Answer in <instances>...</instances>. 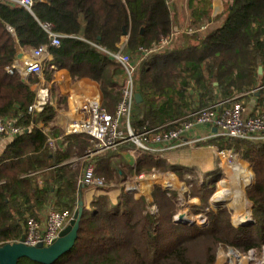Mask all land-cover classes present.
<instances>
[{
  "label": "trees",
  "instance_id": "trees-1",
  "mask_svg": "<svg viewBox=\"0 0 264 264\" xmlns=\"http://www.w3.org/2000/svg\"><path fill=\"white\" fill-rule=\"evenodd\" d=\"M199 2L202 6L194 9L195 15L208 21L211 1ZM42 23H50L60 34L58 46L51 44ZM171 30L172 13L165 0H35L31 9L13 0H0V118H14L22 127V133L9 137L0 156V246L18 240L28 216L37 217L36 208L49 200L56 209L74 213L88 190L79 183L84 158L94 149L91 136L83 133L65 134L63 142L57 139L54 145L47 142L49 135L64 132L51 126L59 108L49 99L41 111H29L37 98L31 85L41 80L34 74L28 82L23 80L14 67L18 49L30 53L32 48L47 45L51 57L44 68V86L54 82L56 71L63 68L73 81L91 78L99 84L101 104L114 113L124 83L117 79L122 66L110 54L120 49L121 37L128 32L123 52L132 54L141 46L150 49ZM260 65L264 67V0H231L224 19L197 38L196 44L167 45L138 64L131 126L146 131L218 99L241 100L244 92L258 86ZM259 84L264 86V71ZM189 87L198 92L196 107ZM57 102L66 104L67 95L61 94ZM263 105L264 93L255 113L264 112L259 111ZM200 144L230 150L251 164L255 181L247 191L254 204L252 222H232L230 211L219 200L209 202V224L177 221L178 195L159 183L151 186L150 201L133 189H123L116 198L104 190L92 197L89 206L84 201L72 251L51 264H215L220 244L241 251L260 250L264 246V140L209 138ZM138 152L143 157L126 164L131 174L164 162L154 159L156 152ZM114 155L108 151L93 157L95 174L106 183L125 179L114 174L110 162ZM221 176L219 170L209 172L192 196L206 203ZM17 264L43 263L22 257Z\"/></svg>",
  "mask_w": 264,
  "mask_h": 264
},
{
  "label": "built area",
  "instance_id": "built-area-1",
  "mask_svg": "<svg viewBox=\"0 0 264 264\" xmlns=\"http://www.w3.org/2000/svg\"><path fill=\"white\" fill-rule=\"evenodd\" d=\"M13 1L31 9L35 0ZM165 2L171 8L174 0H165ZM42 26L48 33L51 44L58 46L60 44V35L52 30L50 23H42ZM178 31L177 28L172 29L168 35L162 37L150 49L141 46L135 53L130 54L123 52V48H120L117 52L110 54L114 60L121 64L124 77L122 97L117 103L114 113L102 106L99 100H93L84 106L79 118L68 124L65 131V134H87L91 136L94 142V149L90 150L84 158L85 167L79 177L81 185L105 187V180L95 174L93 157L102 151L117 149L121 144L127 142L134 144L131 152L139 150L153 151L160 156L180 147H198L201 145L200 142L209 138L264 140V112L246 113L245 100H236V97L218 99L210 105L196 108V110L188 113L183 118H177L146 131H135L132 128L131 110L137 91L134 77L136 68L150 52L169 45ZM30 56L29 62L25 64L16 62L14 67L18 69L25 82H28L30 75L33 74L43 81L46 61L51 57L48 46L41 45L32 48ZM34 84L38 91L36 100L29 106L30 112L41 111L49 101L48 90L44 86V82H36ZM178 122L179 124H177ZM173 124H176V126L172 127ZM196 126L206 127L209 131L203 136L192 135L191 132ZM19 133H22V127L14 118H0V136L10 137ZM57 139L62 141L63 136L59 138L48 137V142L54 145ZM212 147L218 149L217 146L213 145ZM249 167L251 168L250 165ZM253 179L254 173L252 171L251 181ZM182 187L184 186L182 185ZM135 188H129L128 186L129 190ZM183 189H187V187ZM72 217L73 213L69 210L60 211L53 205L49 207L44 218L28 216L23 232L24 243L49 246L59 237L60 232ZM206 221L207 218L204 217L200 222ZM253 254V250L248 252V264H264V256L260 262L258 260L256 262ZM251 261L254 262L251 263Z\"/></svg>",
  "mask_w": 264,
  "mask_h": 264
},
{
  "label": "rangeland",
  "instance_id": "rangeland-1",
  "mask_svg": "<svg viewBox=\"0 0 264 264\" xmlns=\"http://www.w3.org/2000/svg\"><path fill=\"white\" fill-rule=\"evenodd\" d=\"M230 4H231V0H224L222 4L220 11L223 13L224 17L227 15V7ZM210 8L212 7L210 6L209 9ZM215 25L209 24L208 27H205L203 29V31L207 32L210 29V27H213ZM22 53L23 54L19 59H21L23 62L25 61L29 62L31 57L29 51L28 52L25 51ZM260 68H261V72L257 79L258 86L255 87L254 89H250L244 92L246 98L256 99V101H258V98L261 97L262 94L264 93V86H259L261 76L264 71L263 65H260ZM44 72L43 74H45ZM46 85H48L45 87L48 90L49 99L54 100L55 101L54 103H56L57 99L59 100L60 95L63 94L59 90V85L52 82L50 83L46 82ZM56 104L57 107L59 108V111H65L67 109V104H65V102L64 103L62 102L61 105L59 103ZM259 111H264V105L261 107V109H259ZM48 130L50 131V129H46V131ZM93 146H94V142H93ZM212 146L213 145L211 144H206V145L204 144L194 148L180 147L176 150L167 152L160 156H154L155 158L154 157L153 158L156 160H163L164 161L163 164H160L157 167H152L138 174L136 173L131 174L127 171L126 168V164L136 163L138 157H143V154L138 151L131 152L133 145L129 143H123L117 149H108L106 151H102L100 152V154L108 151L109 152L111 151L115 154L114 157H110L111 158L110 162L112 166H114L113 168L116 169V170L113 169L112 170L114 171V174L118 173L116 175H121L122 177H125V179H123V181L121 180L109 181V183L105 184L104 188L98 186H87L88 190L85 192L84 196L88 194L87 197L88 196L93 197L98 194H102L104 190H110L109 194L111 198H115L114 196H117V194L121 192L123 189L127 190L129 186V188L138 187L133 189L136 191L135 194L144 195L146 199L150 201L152 199L150 194V188L155 183H159L166 187L170 186V188L177 193L179 203L175 217L177 216L182 223H185L186 221H188V219L191 220L194 219V221H196V223L199 224L200 221L205 217L207 218L206 223L209 224L210 215H208V211L212 208V206L209 205V202L210 204L212 202V198H213L212 195L215 194V192L218 189L219 190L217 192L223 191L224 186L222 185V182L227 186V184L229 183L226 182L231 181L234 190L243 191L244 193L242 194L243 199H239V197H237V199L239 200H237L238 202L236 203L233 202V200L235 199L233 198V196H231L232 198L227 197L226 199L222 197H217V199L220 198V200H224L222 202L226 206V209L230 211L232 222L236 223V221L238 222V219L240 220L243 218L244 220H246V223L252 222L253 221L252 208L254 204L249 199L247 190L249 186H251L254 183L255 174H254V179L252 181L250 180L249 183H245L244 178L241 175L237 174V169L240 165L239 162H246L250 166L251 164L245 160H242V158L236 153H232L226 149L218 150L217 148H213ZM168 164L177 165L179 166V168L177 170L171 169L168 167ZM213 170L221 171L222 176L216 181L212 192L208 193L209 196H207L208 197L207 201L206 203H204L202 202L200 196H192V191L196 186L201 184V182L206 181L205 179H207V174H209V172ZM252 171L253 169L251 170V172ZM182 185L184 187H187V189H183L184 187H182ZM220 186L221 188H219ZM150 208L152 210H155L156 206L152 204ZM220 245L222 246H220L221 248L219 247L218 249L217 252L218 257L215 264H248L247 263L248 252L250 250H253L254 252L253 256L256 258V262L257 260L260 262L264 256V246L260 250H258L255 247V249H250L248 251H241L233 247H226V245L224 246V244H220ZM235 256H238L239 258ZM252 262L254 261H251V263Z\"/></svg>",
  "mask_w": 264,
  "mask_h": 264
},
{
  "label": "crops",
  "instance_id": "crops-1",
  "mask_svg": "<svg viewBox=\"0 0 264 264\" xmlns=\"http://www.w3.org/2000/svg\"><path fill=\"white\" fill-rule=\"evenodd\" d=\"M211 1V7L208 9L209 14V20H199L197 19V16L195 15L194 9L196 7H201L202 4L199 2V0H194L193 2L190 0H174V3L172 7L170 8L172 13V29L177 28L179 31L175 34L174 38L172 39L171 43L168 45L169 48H181L185 46L187 43H197V38L205 36L207 32H204L203 29L205 27H208L209 24H213L217 27L221 20L224 19L223 13L220 11L222 4L224 0H210ZM223 18V19H222ZM202 19V17L200 18ZM207 22V23H205ZM210 27V28H213ZM60 35V34H59ZM129 34L128 32L124 34L121 37L120 42L118 43L119 48H123L126 45V42L128 40ZM25 52L22 48L18 49V54ZM23 54V53H22ZM133 54V53H132ZM18 64H25L26 61L23 62L21 59L18 58L17 60ZM122 71V70H121ZM118 81L123 82V73L120 72V74L117 76ZM44 82V78L43 81ZM51 82V81H50ZM59 85L60 92L67 95V109L65 111H59V115L56 121L52 122L51 126H55L56 131H64L62 134L60 133L59 136H51L48 137H56L59 138L60 136L65 135L66 127L68 124L73 122L74 120H77L82 112L84 110V106L89 104L93 100H99L102 103V92L100 90L99 84L97 81L88 78V77H82L78 80L73 81L67 69L63 68L56 71L54 82ZM34 84V83H33ZM31 85L32 88L36 89L35 84ZM216 84V83H215ZM139 85L136 81V88L138 89ZM189 92L192 94L194 98V106H198L197 103V94L198 92L193 88H188ZM217 93L219 92L218 89H215ZM245 100L246 105V113H255L257 111V104L258 101L256 99H249V98H243ZM58 100V99H57ZM55 101L53 100V104L57 106ZM103 106V105H102ZM195 106V107H196ZM108 110V109H107ZM39 127L43 129H50V127H42L39 125ZM49 131V130H48ZM209 130L206 127L203 126H196L191 134L192 135H205L207 134ZM59 140V139H58ZM61 141V140H60ZM48 142V140H47ZM63 142V140H62ZM9 143V136H0V156L2 155L4 149L6 148L7 144ZM63 148L66 147V144L61 145ZM40 182V178H39ZM84 196V201L86 202V205L89 206V203L92 199V196ZM213 196V195H212ZM116 198V196H114ZM52 201H48L44 204L41 208H36V215L39 218H44L47 210L50 206H52Z\"/></svg>",
  "mask_w": 264,
  "mask_h": 264
},
{
  "label": "water",
  "instance_id": "water-1",
  "mask_svg": "<svg viewBox=\"0 0 264 264\" xmlns=\"http://www.w3.org/2000/svg\"><path fill=\"white\" fill-rule=\"evenodd\" d=\"M126 33V31H124ZM22 53L18 54L20 58ZM261 68L259 67V73ZM139 99V93L136 94ZM84 209V200L78 201V206L74 210L73 217L65 228L60 232L59 237L49 246L28 245L24 243L22 235L18 241L8 242L0 246V264H17L22 257L29 258L43 264H51L59 257L72 251L78 236L79 223ZM177 217V216H176ZM177 221L180 219L177 217ZM189 220V219H188ZM187 222V221H186ZM195 222V221H194ZM246 223V221H243Z\"/></svg>",
  "mask_w": 264,
  "mask_h": 264
},
{
  "label": "bare ground",
  "instance_id": "bare-ground-1",
  "mask_svg": "<svg viewBox=\"0 0 264 264\" xmlns=\"http://www.w3.org/2000/svg\"><path fill=\"white\" fill-rule=\"evenodd\" d=\"M239 167H238V169H237V174H239V175H241L243 178H244V181H245V183H249L250 182V176L252 175V172H250L249 171V165L247 164V163H244V162H239ZM242 164V165H241ZM251 169V168H250ZM226 183H229V184H227V186L222 182V185L224 186L223 188V191H221V192H215V194H213V198H212V201H216V200H219V201H224V200H220V198L219 199H217V197H222V198H224V199H226L227 197H231V196H233V198H235L234 200H233V202L234 203H236V202H238L237 200H239V199H243V196H242V194H244L243 193V191L241 190H234V187L232 186L233 184H232V182L231 181H227ZM221 185V186H222ZM221 186L219 187V188H221ZM236 186V185H235ZM170 188V187H169ZM238 188V187H237ZM237 197H239V199H237ZM214 198H216V199H214ZM232 198V197H231ZM202 217H203V215H202ZM201 217V218H202ZM244 217H246V216H244ZM240 221H244V218L243 219H238V222H240ZM246 221V220H245Z\"/></svg>",
  "mask_w": 264,
  "mask_h": 264
}]
</instances>
